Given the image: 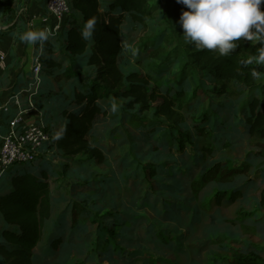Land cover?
<instances>
[{
    "label": "rangeland",
    "instance_id": "374dc122",
    "mask_svg": "<svg viewBox=\"0 0 264 264\" xmlns=\"http://www.w3.org/2000/svg\"><path fill=\"white\" fill-rule=\"evenodd\" d=\"M0 1L13 7L8 0ZM31 3L15 1L25 13L32 11ZM45 6L48 30L57 34L54 30L62 23ZM148 7L150 17L145 22L127 17L121 26L124 49L120 68L126 75L137 71L160 78L162 95L183 92L184 107H174L176 115L170 118L156 115L160 100L147 110L140 105L129 109L128 100L112 89L111 95L97 103L105 117H96L85 137L100 150L102 158L88 152L68 154L56 144L58 134L53 131L67 124V113L79 110L75 93L83 91V82L98 81L97 67L89 65L91 51L71 55L64 47L66 32L59 35L56 45L47 44L54 50V63L42 68L40 79L49 92L46 94L54 98L38 102L36 111L28 116L32 115L31 120L40 116L54 139L37 157L44 158L40 162L36 159L25 170L34 168L32 172L39 177L47 173L52 215L46 222L43 242L34 251V264H144L145 259L150 264H233L232 255L241 252L247 242L256 245L264 259V137L248 140L240 115L244 102L262 93L258 86L264 85V74L256 89L236 81L225 95L214 93L210 79L201 82L191 70L184 75L188 70H183L187 63L184 54L191 51L168 29L166 0H149ZM38 46L30 48L34 52ZM26 48L21 58L25 65L18 67L22 70L20 90L32 79V64L24 70ZM113 103L118 106L115 112ZM214 103L219 105L213 109ZM180 134L190 137L183 149L177 138ZM218 159L225 171L218 181L203 183L202 175ZM247 162L251 164L247 175H225ZM25 166H13L11 171ZM163 184L176 190L166 191ZM239 186L245 213L250 214L245 218L231 223L224 218L233 217L228 205L218 209L211 202L205 206L207 191L230 195ZM217 209L222 218L216 226L203 223V212ZM101 232L105 234L101 236ZM59 238L62 244L58 249H46Z\"/></svg>",
    "mask_w": 264,
    "mask_h": 264
},
{
    "label": "trees",
    "instance_id": "16d2710c",
    "mask_svg": "<svg viewBox=\"0 0 264 264\" xmlns=\"http://www.w3.org/2000/svg\"><path fill=\"white\" fill-rule=\"evenodd\" d=\"M13 3V7L8 2L0 1V23H10L16 17V0H8ZM70 13L62 22L57 34H52L50 39L41 49V54L36 55V59L41 64V72L36 80L33 73L32 79H29L26 86V92L22 95V109L30 108V103L36 105L45 98L53 99L54 95L49 93L43 86V79L40 76L42 68L51 67L54 63L51 55L54 50L48 48L47 44L56 45L60 38L59 35L67 33L65 38V49L73 56L85 55L88 50L89 65L96 66L98 69V81L86 84L83 82L81 92L75 93V102L79 110L66 114L68 120L65 126L59 125L56 144L68 154L88 152L96 158H102L100 150L93 146L85 137L96 117H105L106 112L99 106L98 101L105 96L111 95L112 89H118L121 97L127 99V107L132 109L135 105H140L142 109H149L150 104L159 100L161 103L157 107L156 115L166 116L168 118L176 115L174 107L182 108V93L178 92L175 96H170V91L165 94L159 93L161 87L160 78L154 79L151 76H145L137 71L129 72L127 75L120 68L123 61V42L121 26L128 17L132 21L145 22L150 17L148 7L149 0H67ZM8 3V4H7ZM168 10V29L176 33L183 40V29L179 24L180 16L183 11L188 10L177 0H166ZM91 18H95L96 25L91 40L85 41L81 36V30L84 23ZM25 24L21 28H24ZM25 29V28H24ZM11 35L16 37L12 29L6 31L0 30V36ZM239 47L230 57H221L216 52L197 50L193 45L187 44L188 51L185 53L187 63L184 66V72L188 69L193 72L201 82L210 79V85L214 93L225 95L230 85L239 82L246 87L256 89L257 81L264 74V65H257L255 58L258 55V49L264 47L259 42H239ZM248 56L250 58H248ZM252 60L245 66V61ZM256 69L259 73L258 78H253L251 72ZM208 74V76H206ZM70 77V74L67 75ZM209 77V78H208ZM71 78V77H70ZM40 79V80H39ZM127 83V87L125 86ZM154 83L156 86L151 87ZM123 92L121 90L124 88ZM262 90L261 94H255L244 102L240 110L243 131L248 140L255 136L264 137V85L258 86ZM20 88L13 91L12 96L20 93ZM16 92V94H14ZM116 95L115 93H113ZM67 99V98H66ZM219 104H213V109ZM221 105H223L221 103ZM19 108L14 109L11 115H16ZM0 112V144L2 137L9 128V118ZM209 119V112L205 113L204 120ZM203 122V121H202ZM140 124V123H138ZM143 125V123H142ZM51 141L54 135L49 131ZM183 146L190 140L189 134H180L177 137ZM51 144H45L42 154ZM41 154V155H42ZM44 157L37 159L40 162ZM37 161L26 163L23 168L11 171L13 165L3 169L0 172V264H34V251L39 247L44 239V228L46 222L52 215L51 187L46 172L41 173V177L35 175L28 166L34 165ZM251 164L227 171L225 175H247L250 172ZM223 163L218 159L215 165L202 175V181L205 184L218 181L220 173H223ZM160 183V182H159ZM166 191H175L176 187L163 184ZM242 188H235L230 195L226 192H217L212 194L210 191L205 193L203 198L205 206L214 202L216 206H229L233 217H224L225 221L235 223L237 220L245 218L249 213H245V204L243 201ZM211 206V205H209ZM217 209V210H218ZM211 210V208H210ZM205 211L202 215V221L205 224L216 226L217 220L221 219V213ZM65 217L62 216L61 222ZM105 233L101 232V236ZM115 235L114 233H112ZM62 244L59 238L47 250L58 249ZM244 249L239 253L232 255L233 264H264V259L260 254V249L250 243H244ZM236 252V251H235ZM144 264H150L148 259Z\"/></svg>",
    "mask_w": 264,
    "mask_h": 264
},
{
    "label": "clouds",
    "instance_id": "9594fccd",
    "mask_svg": "<svg viewBox=\"0 0 264 264\" xmlns=\"http://www.w3.org/2000/svg\"><path fill=\"white\" fill-rule=\"evenodd\" d=\"M188 10L183 11L179 24L184 41L197 50L216 52L221 57H230L240 46L239 42H259L264 45V0H177ZM95 18L88 19L81 30L85 41L93 38ZM52 35L48 29L29 30L21 34L20 40L30 45L44 44ZM245 61V66L252 63ZM257 65H264V47L258 49ZM258 78L256 69L251 72ZM112 104V111H117Z\"/></svg>",
    "mask_w": 264,
    "mask_h": 264
},
{
    "label": "built area",
    "instance_id": "2783aa9c",
    "mask_svg": "<svg viewBox=\"0 0 264 264\" xmlns=\"http://www.w3.org/2000/svg\"><path fill=\"white\" fill-rule=\"evenodd\" d=\"M46 5L50 14L56 21L58 19L61 23L70 13L67 0H47ZM60 27L59 25L58 29L54 31L57 32ZM4 60V55H0V66ZM40 72L41 64L38 60H34L31 66V73H33L36 80ZM25 92L26 88L21 89L18 95L11 97L10 101L0 106V112L6 115H11V112L16 108L20 109L18 114L10 116L8 131L2 137L0 144V172L13 165H22L35 161L41 155L43 146L51 140V135L43 125L40 116L37 115L34 120L26 119V116L36 111V108L33 103H30V108L22 109V95Z\"/></svg>",
    "mask_w": 264,
    "mask_h": 264
},
{
    "label": "crops",
    "instance_id": "0c3cea01",
    "mask_svg": "<svg viewBox=\"0 0 264 264\" xmlns=\"http://www.w3.org/2000/svg\"><path fill=\"white\" fill-rule=\"evenodd\" d=\"M46 0H32L31 7L32 11L26 12L23 6L17 8L16 17L12 19L10 23L1 24L0 30L6 31L12 29L13 33L16 34L15 37L11 35L0 36V55H4L5 60L0 66V106L10 101L13 91H17L20 87L19 76L21 74V69L18 68L19 65L24 66L25 61L21 58L25 57L24 48L27 46V66L24 70L30 69L28 66L33 64L36 59V55L41 54V47L38 46L36 51L31 50L30 44L24 43L20 40V36L24 30H28L30 27L33 30L38 29H48L50 27L46 16ZM30 17V18H29ZM30 19V21L26 19ZM25 24V29L21 28ZM5 29V30H4ZM22 51V52H21ZM32 66V65H31ZM18 77V80H17ZM16 94V92L14 93ZM32 114V113H31ZM32 118L31 116H26V119Z\"/></svg>",
    "mask_w": 264,
    "mask_h": 264
}]
</instances>
